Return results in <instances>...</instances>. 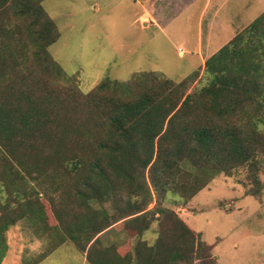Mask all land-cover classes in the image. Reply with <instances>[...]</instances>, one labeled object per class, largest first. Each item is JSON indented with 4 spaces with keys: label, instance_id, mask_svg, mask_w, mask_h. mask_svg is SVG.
I'll return each mask as SVG.
<instances>
[{
    "label": "trees",
    "instance_id": "trees-1",
    "mask_svg": "<svg viewBox=\"0 0 264 264\" xmlns=\"http://www.w3.org/2000/svg\"><path fill=\"white\" fill-rule=\"evenodd\" d=\"M0 1L4 6L8 0ZM14 1L18 18H35L25 26L0 24V262L9 227L28 212L35 218L42 212L31 202L36 194L31 182L45 191L43 165L51 159L86 169L79 182L85 188L76 190L85 202L115 194L116 182L133 184L138 169L144 176L148 170L158 196L173 193L186 204L218 174L249 165L256 187L246 195H263L264 12L205 60L204 85L195 82L196 69L180 81L138 73L124 82L105 79L87 94L71 87L63 105L56 82L46 78L65 77L48 51L58 39L57 25L34 0ZM129 206L112 221L100 210L75 214L62 227L64 236L83 251L90 245L91 264H190L187 256L202 262L197 256L204 249L211 251L206 259L219 264L203 233L164 207L158 209L166 213L163 231L154 244L137 246L135 262L112 248H96L102 232L116 222L157 211Z\"/></svg>",
    "mask_w": 264,
    "mask_h": 264
},
{
    "label": "rangeland",
    "instance_id": "rangeland-1",
    "mask_svg": "<svg viewBox=\"0 0 264 264\" xmlns=\"http://www.w3.org/2000/svg\"><path fill=\"white\" fill-rule=\"evenodd\" d=\"M34 3L42 5L58 28V39L48 51L66 78L57 80L49 74L46 78L56 82L54 87L63 105L71 87L78 86L87 94L105 79L124 82L138 73L162 74L180 81L196 69L199 74L195 82L204 85L205 60L264 12V0H34ZM18 9L15 1L8 0L0 7V24L25 26L35 18L33 15L18 18ZM185 166L193 168L189 163ZM43 171L45 191L36 181L31 182L32 191L36 192L31 202L41 207L42 212L37 218L28 212L27 217L4 233L7 250L0 264H91L87 259L90 245L85 251L78 249L74 241L65 238L64 224L69 225L75 214L98 210L112 221L132 203L157 211L116 222L113 228L102 232L96 248H112L113 252L126 255L125 261L131 256L135 262L137 246L154 244L163 231L166 213L158 209L164 207L178 211L189 227L203 232L204 240L218 248L221 264H226L224 259L227 264H264V242L260 240L264 234V193L259 199L246 195L256 187L249 165L234 169L229 175L218 174L193 197L190 206L177 200L173 193L158 196L147 177L148 170L144 176L138 169L133 184L128 180L116 182L115 194H104L88 202L76 192L85 188L79 182L87 174L86 169L67 168L51 159L44 163ZM259 177L264 182V169ZM229 205L233 210L225 211ZM146 221L149 229L140 234ZM209 253L210 249L198 253L202 262L192 256H187L186 261L216 264L214 258L206 259Z\"/></svg>",
    "mask_w": 264,
    "mask_h": 264
},
{
    "label": "crops",
    "instance_id": "crops-1",
    "mask_svg": "<svg viewBox=\"0 0 264 264\" xmlns=\"http://www.w3.org/2000/svg\"><path fill=\"white\" fill-rule=\"evenodd\" d=\"M192 199H193V198H192ZM256 199H257V198H256ZM190 201H191V200H190ZM190 201L188 202V206H190L189 204H191ZM229 207H230L231 209H230ZM229 207H228V208L225 207L224 210L229 212V211H232L233 208H234L232 205H229ZM192 229H194V228H192ZM194 230H196V229H194ZM196 231H197V232H201V231H198V230H196ZM202 233H203V232H202ZM203 238H204V236H203ZM260 240L264 242V234L260 237ZM212 245H214V244H212ZM215 247H216V246L214 245V246H213L214 254H215L216 257L218 258V262H219V264H221V256H220L219 250H218V248H215ZM217 253H218V254H217ZM224 262H226V264H227L226 259H224Z\"/></svg>",
    "mask_w": 264,
    "mask_h": 264
}]
</instances>
